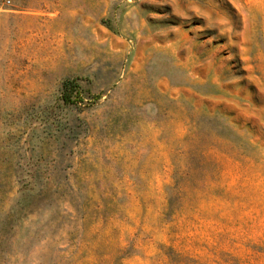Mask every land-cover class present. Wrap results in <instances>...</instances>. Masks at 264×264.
I'll return each instance as SVG.
<instances>
[{"label":"rangeland","instance_id":"1","mask_svg":"<svg viewBox=\"0 0 264 264\" xmlns=\"http://www.w3.org/2000/svg\"><path fill=\"white\" fill-rule=\"evenodd\" d=\"M0 264H264V0H0Z\"/></svg>","mask_w":264,"mask_h":264}]
</instances>
